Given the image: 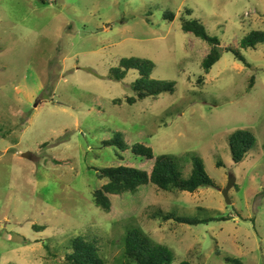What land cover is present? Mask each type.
<instances>
[{
  "label": "rangeland",
  "instance_id": "obj_1",
  "mask_svg": "<svg viewBox=\"0 0 264 264\" xmlns=\"http://www.w3.org/2000/svg\"><path fill=\"white\" fill-rule=\"evenodd\" d=\"M186 9L248 65L224 47L204 73L208 46L181 29ZM254 29L264 32V0H0V264H64L79 235L97 240L107 264H130V228L170 248L172 264H264V44H237ZM130 57L151 61V78L173 91L128 103L138 72L115 80L110 70ZM239 129L256 141L235 163L229 137ZM118 132L154 157L176 156L184 176L200 157L215 186L149 184L110 195L106 213L93 201L98 170L152 165L103 145ZM157 210L226 220L176 223Z\"/></svg>",
  "mask_w": 264,
  "mask_h": 264
},
{
  "label": "trees",
  "instance_id": "obj_2",
  "mask_svg": "<svg viewBox=\"0 0 264 264\" xmlns=\"http://www.w3.org/2000/svg\"><path fill=\"white\" fill-rule=\"evenodd\" d=\"M187 16L180 19L181 29L187 33L207 43V51L202 59V69L204 73H209L212 66L220 59L221 52L230 50L233 52L236 60L243 61L245 57L239 49L226 47L216 36H211L204 27L203 23L197 18H189L192 11L186 9ZM170 21L173 15L170 14ZM239 48L254 49L258 44H264V32L254 29L248 32L239 42ZM230 46V45H229ZM225 47V48H224ZM248 65V64H247ZM154 64L146 59L135 57L120 58L116 67L111 68L112 79H123L129 70H136L138 77L134 80L132 89L136 92L135 97L128 98V103L133 104L137 100L141 101L148 97L157 98L163 92H172L175 83L173 81H161L151 78ZM203 76H199L197 82H202ZM252 85H250L251 87ZM255 137L248 130H236L229 137V149L231 158L235 163L242 162L248 151L255 144ZM113 145L120 153L129 150L135 157L152 161L149 170L136 168L128 165H117L99 169L97 176L104 180L101 187L93 192V201L106 213L110 211V195H121L124 193H135L140 187L149 184L157 186L165 191H187L195 192L200 187H214L215 183L207 174L203 160L191 155V170L187 176H184L178 165L176 156L161 154L153 155L152 149L142 143H134L128 146L124 141L121 132L113 135L108 141H103V145ZM264 146V144H263ZM117 155L122 159V155ZM217 167L221 166L216 162ZM153 217H160L163 221L173 220L176 223L197 224L209 220H226L222 216H211L204 218H195L189 216L177 215L172 212L163 213L157 210L152 213ZM35 230H43L45 227L33 225ZM50 252V251H48ZM123 255L130 264H172L173 253L166 245L154 242L140 229L130 228L123 237ZM226 262L238 264L235 259L225 258ZM64 264H107L105 258L100 253V248L96 239L90 240L81 235L71 240L69 251L64 255ZM177 264H192L189 260H181Z\"/></svg>",
  "mask_w": 264,
  "mask_h": 264
},
{
  "label": "water",
  "instance_id": "obj_3",
  "mask_svg": "<svg viewBox=\"0 0 264 264\" xmlns=\"http://www.w3.org/2000/svg\"><path fill=\"white\" fill-rule=\"evenodd\" d=\"M21 157H23L25 159H29L30 153L28 151L23 152L21 154ZM234 181H235L234 177L229 176L228 183L226 184V186L224 188L220 189V191H221L222 195L224 196L225 200L227 201V203L230 202L228 193H229L230 189L232 188Z\"/></svg>",
  "mask_w": 264,
  "mask_h": 264
}]
</instances>
